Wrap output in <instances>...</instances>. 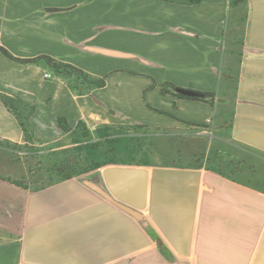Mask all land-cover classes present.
Returning <instances> with one entry per match:
<instances>
[{
  "label": "crops",
  "instance_id": "crops-1",
  "mask_svg": "<svg viewBox=\"0 0 264 264\" xmlns=\"http://www.w3.org/2000/svg\"><path fill=\"white\" fill-rule=\"evenodd\" d=\"M229 3L0 0V45L15 56L107 76L76 95L44 64L0 51V90L34 106V133H64V116L189 138L187 160L132 165L148 172L138 216L101 193L102 168L41 190L0 178V264H264V0ZM165 81L214 103L164 94ZM0 133L25 141L1 99Z\"/></svg>",
  "mask_w": 264,
  "mask_h": 264
},
{
  "label": "trees",
  "instance_id": "trees-1",
  "mask_svg": "<svg viewBox=\"0 0 264 264\" xmlns=\"http://www.w3.org/2000/svg\"><path fill=\"white\" fill-rule=\"evenodd\" d=\"M182 1V0H177ZM197 0H190V2ZM239 0H230L229 5H237ZM0 51L7 57L20 63L44 64L56 77H61L76 95H85L95 88L106 85L107 76L92 78L83 68L48 54L22 58L0 45ZM154 83L152 87L156 86ZM177 86L165 81L160 84L162 93H170L180 98H191L214 103L213 93L208 98L189 97L177 93ZM201 92V91H200ZM204 93V92H203ZM211 98V99H210ZM0 99L5 107L15 115L24 130V143L12 142L0 138V163L7 160L19 166L17 179L0 174V178L26 189L41 190L55 183L78 177L97 170L108 164L152 165L155 151L147 139L139 135L147 133L152 127L148 124H101L91 127L85 120L71 125L66 117L59 116L58 126L64 137L49 145L46 149L36 145L30 117L34 106H30L16 95L0 90ZM161 113H167L158 110Z\"/></svg>",
  "mask_w": 264,
  "mask_h": 264
},
{
  "label": "water",
  "instance_id": "water-1",
  "mask_svg": "<svg viewBox=\"0 0 264 264\" xmlns=\"http://www.w3.org/2000/svg\"><path fill=\"white\" fill-rule=\"evenodd\" d=\"M99 51L111 55L119 54V52L110 49H99ZM174 90L179 94L189 97L201 99L209 97L206 93L190 88L177 86ZM101 168V175L111 194L105 190H101V193L121 208L138 216V209H142L146 205L147 170L143 166L124 164H108ZM84 179L86 182V177Z\"/></svg>",
  "mask_w": 264,
  "mask_h": 264
},
{
  "label": "rangeland",
  "instance_id": "rangeland-1",
  "mask_svg": "<svg viewBox=\"0 0 264 264\" xmlns=\"http://www.w3.org/2000/svg\"><path fill=\"white\" fill-rule=\"evenodd\" d=\"M0 67H6L5 63L0 61ZM220 109L218 113H220ZM221 114V113H220ZM52 133H35V143L36 145L46 149L52 143L60 141L64 137V133H56L53 129ZM182 132V130H179ZM139 135L144 136L148 142L151 143L152 148L155 151L154 160L159 162L171 161L172 159L177 160H187V158L182 154L184 147L188 146V136L183 133H163L162 130L159 131L152 128L147 131V133L140 132ZM0 138L3 140H10L12 142L23 143V138L20 133H0ZM193 139H190V141ZM199 139L195 138L194 142L198 144ZM3 149L0 148V153H3ZM19 166L18 164L12 165L7 160L0 163V174L3 176H9L11 178L17 179L19 177Z\"/></svg>",
  "mask_w": 264,
  "mask_h": 264
},
{
  "label": "built area",
  "instance_id": "built-area-1",
  "mask_svg": "<svg viewBox=\"0 0 264 264\" xmlns=\"http://www.w3.org/2000/svg\"><path fill=\"white\" fill-rule=\"evenodd\" d=\"M44 76H45V78H52L54 75L52 72L47 71Z\"/></svg>",
  "mask_w": 264,
  "mask_h": 264
}]
</instances>
